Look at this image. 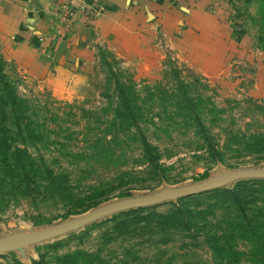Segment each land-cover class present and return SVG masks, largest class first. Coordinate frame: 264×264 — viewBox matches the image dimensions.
I'll list each match as a JSON object with an SVG mask.
<instances>
[{
	"label": "rangeland",
	"instance_id": "374dc122",
	"mask_svg": "<svg viewBox=\"0 0 264 264\" xmlns=\"http://www.w3.org/2000/svg\"><path fill=\"white\" fill-rule=\"evenodd\" d=\"M218 9L206 8L219 16ZM261 11V0H230L222 18L226 41L220 45H203L197 38L183 42L188 37L184 24L156 31L155 63L123 62L99 39L89 43L85 61L63 69L52 63L36 71L30 64L5 61L0 52L2 73L26 101L30 116L19 130L6 122L2 134L7 140L0 143V239L55 226L115 201L201 184L237 169H264V153L225 145L226 134L264 138ZM47 17L45 48L52 51L68 38L76 13L70 24L54 7ZM208 36L217 41L218 32ZM129 112L136 116L132 121ZM138 133L157 148V168L141 159ZM202 136L218 144L223 154L218 161L209 159ZM42 166L64 178L68 192L57 195ZM208 194H197L189 208L211 205ZM174 205L176 199H170L142 208L141 214L167 213ZM127 211L0 253V264H219L220 255L205 242L212 233L225 237L227 250L248 255L252 249L235 226L227 225L238 218L225 207H212L206 220L214 227L199 223L188 233L158 231L151 224L148 232L119 234L116 224ZM246 258L243 263L251 264Z\"/></svg>",
	"mask_w": 264,
	"mask_h": 264
},
{
	"label": "crops",
	"instance_id": "0c3cea01",
	"mask_svg": "<svg viewBox=\"0 0 264 264\" xmlns=\"http://www.w3.org/2000/svg\"><path fill=\"white\" fill-rule=\"evenodd\" d=\"M52 1L0 0V52L5 61L30 64L36 71L52 63L53 68L63 69L66 63L85 61L90 54L89 43L99 39L123 62L155 63V32L172 31L177 24L187 26L188 37L184 36L183 42L197 38L198 43L209 46L226 41L222 18L230 0H97L96 7L86 0H70L76 12L72 31L65 41L48 51L47 14ZM209 6L219 8V16L209 14ZM94 9L96 12H91ZM191 30L196 33L192 35ZM210 32H218L217 41L208 36Z\"/></svg>",
	"mask_w": 264,
	"mask_h": 264
},
{
	"label": "trees",
	"instance_id": "16d2710c",
	"mask_svg": "<svg viewBox=\"0 0 264 264\" xmlns=\"http://www.w3.org/2000/svg\"><path fill=\"white\" fill-rule=\"evenodd\" d=\"M262 2L261 18L264 24V0ZM3 60L0 59V143L4 139L2 134H5L7 130V123L10 122L16 129L19 130L25 120L30 119V116H26L25 112L28 110L26 101L21 99L13 90L14 86L2 73ZM189 103L191 101L187 100ZM190 108L192 107L189 105ZM7 109V110H6ZM130 113V112H129ZM136 116L130 113L129 119L132 121ZM31 123V120H30ZM31 127V126H30ZM3 130V132L1 131ZM34 129L30 130V134L34 133ZM10 133V132H8ZM7 133V134H8ZM11 135V133H10ZM230 137L226 141L225 145L227 149H231V146L244 150L253 151V153H264V138L261 136H246L241 135L237 137L235 135L226 134ZM202 147L207 151L209 159L218 161L222 157V151L218 148V144L215 143L213 138L208 136H202ZM138 142L141 149V159L150 166V169L157 168L159 159L157 157V148L150 145L146 138L138 133ZM94 148V145L90 146ZM19 152V150H17ZM100 150L94 152L96 155L100 154ZM103 152V150H102ZM2 160H4L2 158ZM2 161L1 164H5ZM34 163V162H33ZM34 166V164H32ZM44 171V179L47 184L50 185L53 190L57 191V195L61 192H68L69 185L66 180L60 175L53 174V171L42 166ZM207 199H211V205H206L205 209L194 210L189 208L192 202H195L194 198H198L201 195L184 197L176 200L178 205H174L173 208L162 214L149 213L142 215V208L130 209L127 212H123L127 218L120 220L115 227V231L119 234H127L128 231L140 229L142 232H148L150 225L153 224L158 231H164L167 228L178 230L181 232H192L193 229H198V224L202 226L214 227L211 224V220H206L208 215L212 217V207H225L226 211L231 210L232 214H237L238 221H234L231 224L228 221V226H235L241 236L249 241L251 244V250L248 255L244 252H238L234 250H227L223 246L225 237H219L212 233L207 236L205 242L211 249L212 254L220 255L219 264H245L243 263V257H247L246 262L251 264H264V179H252L238 181L232 189H217L209 191ZM250 215V216H249ZM249 216V217H248ZM245 221V223H244ZM165 227V229H164ZM157 231V232H158ZM163 235H168L163 232H158ZM163 242L165 240H162ZM87 257V256H86ZM93 257L89 255L88 258ZM97 256L95 255L94 258ZM92 263V262H90Z\"/></svg>",
	"mask_w": 264,
	"mask_h": 264
},
{
	"label": "water",
	"instance_id": "95a60500",
	"mask_svg": "<svg viewBox=\"0 0 264 264\" xmlns=\"http://www.w3.org/2000/svg\"><path fill=\"white\" fill-rule=\"evenodd\" d=\"M251 179H264V169H237L217 179H213L211 181H207L201 184L183 188L164 189L145 197L115 201L84 212L83 214L71 220L57 224L55 226H51L27 234H18L1 238L0 253L9 252L14 249H20L21 247L53 239L70 231H73L105 215L130 209L144 208L162 203L170 199L177 200L184 197L194 196L215 189H220L234 181Z\"/></svg>",
	"mask_w": 264,
	"mask_h": 264
},
{
	"label": "built area",
	"instance_id": "2783aa9c",
	"mask_svg": "<svg viewBox=\"0 0 264 264\" xmlns=\"http://www.w3.org/2000/svg\"><path fill=\"white\" fill-rule=\"evenodd\" d=\"M89 4L92 6H97V0H86ZM55 4L53 3V7L55 11H58L59 13H62L63 21L65 23H71L75 16V11L72 8V5L70 3V0H54ZM92 11H95L92 10Z\"/></svg>",
	"mask_w": 264,
	"mask_h": 264
}]
</instances>
